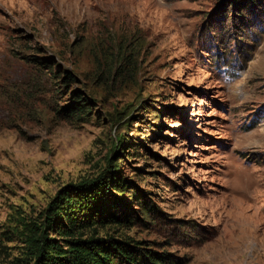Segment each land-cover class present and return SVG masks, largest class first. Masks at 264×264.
Instances as JSON below:
<instances>
[{
  "label": "rangeland",
  "instance_id": "374dc122",
  "mask_svg": "<svg viewBox=\"0 0 264 264\" xmlns=\"http://www.w3.org/2000/svg\"><path fill=\"white\" fill-rule=\"evenodd\" d=\"M115 165L130 223L77 236L264 264V0H0V264Z\"/></svg>",
  "mask_w": 264,
  "mask_h": 264
},
{
  "label": "trees",
  "instance_id": "16d2710c",
  "mask_svg": "<svg viewBox=\"0 0 264 264\" xmlns=\"http://www.w3.org/2000/svg\"><path fill=\"white\" fill-rule=\"evenodd\" d=\"M239 1L227 0L231 5ZM64 109L73 117L89 113L81 100H72ZM115 168L105 170L97 181L81 183L82 190L60 191L47 205L39 224H24L28 264H184L170 260L166 253L158 254L119 238L76 235L93 224L130 223L131 215H117L127 210L119 192L129 186L126 180L119 182L113 177Z\"/></svg>",
  "mask_w": 264,
  "mask_h": 264
}]
</instances>
